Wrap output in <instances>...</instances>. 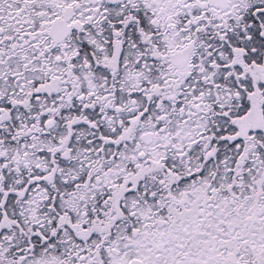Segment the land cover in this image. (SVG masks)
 Segmentation results:
<instances>
[{"label":"snow or ice","instance_id":"1","mask_svg":"<svg viewBox=\"0 0 264 264\" xmlns=\"http://www.w3.org/2000/svg\"><path fill=\"white\" fill-rule=\"evenodd\" d=\"M0 264H264V0H0Z\"/></svg>","mask_w":264,"mask_h":264}]
</instances>
